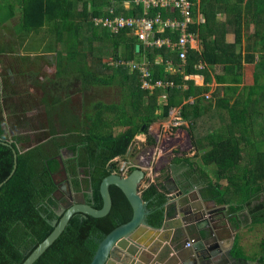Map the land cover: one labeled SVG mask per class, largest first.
<instances>
[{
	"label": "trees",
	"instance_id": "1",
	"mask_svg": "<svg viewBox=\"0 0 264 264\" xmlns=\"http://www.w3.org/2000/svg\"><path fill=\"white\" fill-rule=\"evenodd\" d=\"M54 1L59 0H31L23 20L29 30L39 31L57 18L63 21L61 29L57 30L68 34V39L62 40L68 61L64 63L58 58L55 76L44 83L49 82L44 102L47 135L35 140L37 143L28 148L21 145L31 141L28 133L12 136L13 142L9 144L8 128L27 127L33 123L30 112L37 110L39 104L28 99L0 104V184L12 173L14 151L17 153L15 172L0 187V264H23L53 231L52 222L60 219L55 211V192L58 178L64 177V170L72 176L77 191L92 187V195L85 197L86 202L101 209L103 179L115 172L121 174L117 159L126 158L138 134L148 135L152 124L167 120L170 110L179 106L181 118L188 124L182 127H187L194 148L199 152L212 147V151L204 155L203 162L206 166L215 164L216 169L208 171L190 160L186 153L175 151L176 156L165 171L155 182L141 189L142 199L150 211L146 217L148 224L154 228L162 226L169 194L177 189L188 191L191 185L201 184L204 199L231 204L230 214L247 210L252 219L251 227L264 226V139H255L258 134L264 135V0H238L233 6L228 4L230 16L221 29L226 32L227 28H236V40L232 44L220 42L218 34L221 31L212 0H201L199 4L198 0H192L193 15L201 12L206 20L192 28L201 38L202 49L189 50L185 63L180 60L177 48H150L141 44V50L136 52V44L140 42L131 31L114 35L105 27L94 26L93 17L112 18L116 14L142 17L145 8L134 0H131L133 8L130 10L125 9V0L85 2L81 12L83 19L74 24L70 23L72 4L64 8L66 4H55ZM237 4L245 6L240 10ZM59 5L63 9L56 15ZM110 9H114V13ZM162 12L164 17L169 15L164 13L167 11ZM150 14L154 16L156 10L152 9ZM247 15L251 18L248 24L244 20ZM251 23L254 33L243 53L242 33L251 29ZM205 32L209 38L204 36ZM83 33L89 35L82 38ZM157 36L176 42L179 33L168 29ZM104 40L106 42L102 44ZM108 44L111 51L106 50ZM239 45L241 51L237 52ZM138 57L148 62L153 81L170 80L175 86L157 88L153 92L145 90L141 87L138 71L110 65L111 61H138ZM157 59L161 61L157 62ZM198 64L208 68L222 64L226 70L217 79L222 87L211 98L207 96L209 72L198 69ZM174 68L176 71L172 72ZM196 73L206 76L205 85L198 86L194 80L184 79L186 74ZM246 76L252 83L237 90L236 86ZM75 84H81L74 90L81 94L79 103L61 95L63 91L75 88ZM106 90L120 94V101L102 100L100 95ZM190 98H194V102L186 103ZM58 106L60 109L55 110ZM61 106H65L66 111H62ZM5 107L10 116L8 121L1 117ZM147 144L155 145L152 137H147ZM62 150H68L67 156L73 155L63 164L59 160ZM78 168L85 170L87 176L83 179L79 177ZM135 169L130 167L128 174ZM174 173L180 174L181 182L172 179ZM110 192L113 206L107 216L94 218L75 214L62 235L34 264H90L100 242L133 217V208L124 192L115 185L110 187ZM240 223L236 220L234 224L239 227ZM237 244L234 247L236 254L240 251ZM260 262L264 263V256Z\"/></svg>",
	"mask_w": 264,
	"mask_h": 264
},
{
	"label": "crops",
	"instance_id": "2",
	"mask_svg": "<svg viewBox=\"0 0 264 264\" xmlns=\"http://www.w3.org/2000/svg\"><path fill=\"white\" fill-rule=\"evenodd\" d=\"M59 1H56V2L54 1V2H55V4H66V5H64V8L65 7L69 8L70 5L72 4L71 5L72 15H71V21H70L71 24L80 23V18H82L81 12H82V9L84 8L85 2H88V4H91V0H63L62 2H61V0H59ZM137 1L138 0H134L135 3L142 4L144 7L143 3L137 2ZM219 1H221V0H219ZM236 2H238V0H223L221 2H218L217 0H212V3L214 4L213 10L216 13L215 18L217 20L218 26L220 27V31H221L219 33L220 36L218 34V37L220 38V42H222V43L226 42L227 44H232L236 40V32H235L236 28L235 27L227 28L226 32H223V30L221 29L222 23H225L227 21V19H229L230 15L228 14V10L230 9V6H233ZM245 2H246V0H245ZM199 3H201V0H198V4ZM225 3H227V4H225ZM29 4H31V0H0V8H3V9H5V11H7L8 17H5L6 18L5 20L8 22L11 20L14 21V22H12L13 25H11L9 28L7 27L8 29L6 31L0 30V104H3V105L5 103L6 104L7 103L8 104L14 103L17 98L18 99H24V98L29 99V97L31 95L30 93H28L29 92L28 88L25 87L26 82H23V81H16L15 82V75H14L15 68L14 67L19 65V63L22 62L23 66H24V70L16 72L19 76H20V73H23L25 71H29L32 68L37 69L40 67L41 71H39V73H40V76L42 78L41 81H43V82H41L39 85L45 86V91H46L47 85H44V83L49 77V76L46 77L47 74L51 73L52 71H54V73L57 72V69H58L57 62H59L58 58H62V61H63V59L68 57V54L66 52L67 50H64L65 47H64V44L62 42V40L66 41L68 39V34L67 33L63 34L62 30H60V31L57 30V29H61V27L63 25V21L56 18L54 21L50 22V25H46L45 27L41 28L39 31L29 30L26 27V24L24 25V21H23L24 15L26 14V11L30 8ZM50 4H53V2H50ZM95 4H96V2H95ZM243 6H245V4H242V5L237 4V7H239L240 10H241V7H243ZM124 7L127 10L132 9L133 4L131 3V0H125L124 1ZM62 9L63 8L61 7V5L57 6L55 14L56 15L61 14V13H58V11L61 12ZM114 11H115L114 9H110V12L114 13ZM164 13L169 14L167 17L173 15V12H171L169 10L167 12H164ZM115 16H123V15H117L116 14ZM99 18H103V16L102 17H93L92 22H93L94 26H96V27H103L100 23L96 22V19H99ZM205 18L206 17L204 16L203 13L197 12L195 16L193 15L194 23L191 27L193 28L194 25L204 24V22L206 20ZM244 20H246V22L248 24L249 20H251V18L249 15H247L244 18ZM59 22L61 23V25L59 24ZM251 25H252L251 29L248 28L247 30H244L242 33L243 53H245V47L247 45L246 42L249 41V38L254 33V24L251 23ZM14 26L18 27V30H16V29L14 30ZM58 26H60V27H58ZM234 26H236V25H234ZM244 28H246V24H244ZM170 31L172 33H179L178 31H176V32L172 31V30H170ZM111 33H113V32H111ZM131 33H132L131 35L138 40V38L133 34V32H131ZM164 33H165V30L164 31H157L156 35L157 34H164ZM113 34L118 35L115 33H113ZM84 35L88 36L89 34H87V33L81 34L82 38L84 37ZM204 36L206 38H209L210 35L205 32ZM222 37H224V39ZM215 38H216V36L213 35V39H215ZM48 42H49V44H48ZM52 42H56L55 45L52 46ZM104 42H106V40H104L102 42V44ZM137 42H140V41L138 40ZM32 43H34L35 45H38V46H35V48H31ZM100 43H101V41H100ZM100 43L98 42L97 44H100ZM50 44H51V46H50ZM141 44L145 47H148L147 45H144L141 42L137 43L136 44V52H139L141 50V47H140V49L137 51V45L141 46ZM121 47L123 49L124 46H121ZM191 49H195V50H201L202 49L201 38L198 36L197 33H196V38H195L190 50ZM106 50L111 51L112 47H109V44H108V46L106 47ZM239 51H241L240 45L237 48V52H239ZM138 58H139L138 61L145 60L143 58L141 59V57H138ZM132 61H134V60H132ZM160 61H161V59H157V62H160ZM199 65L200 64H198L196 66L198 69H199ZM204 69L209 72L210 83H207V84L208 85L210 84V90L207 93V96H209L208 98H211V96L215 93V91L218 88L222 87L223 84L222 85L219 84L217 82V79L221 78L224 75V72H226V70L224 69V65H222V64H220V65L215 64L213 68L204 67ZM204 69H202V70H204ZM171 71L175 72L176 68L171 69ZM189 76H190L189 80H194L196 85H198V86L205 85L206 76L204 74L196 73V74L189 75ZM29 84H31V82H29ZM33 85H34L33 86L34 88H35V86H37L35 83H33ZM226 85H228V83H226ZM15 88H23V89L21 91V90L15 89ZM186 88H187V86L185 85L184 89H186ZM39 90L42 91L41 87H39ZM17 93H19V94H17ZM41 93L44 95L40 98L39 101H37L39 106L44 104L42 102V99L44 98V96L47 95V94H45V92H41ZM74 93H75V91H74ZM75 95L78 96L77 93H75ZM222 95H224L223 91H222ZM193 99L194 98H190L188 101H186V103L192 104L194 102ZM231 102H233V100ZM180 108L181 107L179 106V107H174L170 110V112H169L170 114L168 117V118H170V122H168V124L169 123L171 124V118H173L175 115L177 117L181 118ZM43 110H44V114L46 115L45 108H43ZM1 117L8 121L10 116H9V112L6 109V107L1 111ZM182 121H183V124L180 127H178V130L181 132H185V129H181V127L184 125L188 126V124L186 121H184V120H182ZM159 122H163V121H159ZM153 125H151L150 127H152ZM159 125H161V123ZM14 128L15 127H12V126H10V128H8V133L10 135L9 136L10 137L9 138V144L13 142L12 136H15L18 134L19 135L27 134L26 132H24L25 129H23L22 132H13ZM183 128H186V130H187V127H183ZM35 133H36V131H35ZM186 133L187 134L189 133L188 130L186 131ZM28 134H30V133H28ZM188 136H190V134ZM191 150L192 151L194 150L193 152L196 154L198 153V151L194 148V146H190V148H188V150H186V151H191ZM175 151H178V149H176V148L172 149L169 157L168 156L163 157V160H161L163 162V164H161L159 162V159H162V156H160V153H158V151L156 149H154V151L152 152L151 158L149 159L150 162L148 163L149 164L148 168L150 170V173L148 174V181L145 183V185L152 183V182H155V180L162 174V172L165 171V169L170 165L173 158L176 156ZM181 151H185V150L180 149L179 152H181ZM210 151H212V147H208L206 149H203V150L199 151L200 156L195 158V162L198 163L199 165L203 166L208 171L216 169L215 164H211L208 166L204 165L203 157L207 152H210ZM178 155L180 156V154H178ZM153 159H155V161H156L154 165H152ZM198 159H202V163H200L201 161H198ZM123 166H125L127 169H129L133 165L131 164V162L127 161V162L122 164V167ZM211 174H212V172H211ZM172 179L177 183L182 181L180 174L174 173ZM223 183L226 184V181H223ZM195 186H196V191L197 192L200 191L202 194V187L203 186L201 184H198ZM192 188H193V185H191V187L188 189V191L190 192L192 190ZM177 190H180V189H177ZM180 191H182L183 193L188 192V191H183V190H180ZM171 194H169L168 197ZM191 194H192V197H195L194 191ZM167 201H168V199H167ZM208 201H212L211 203H209L210 205H213V202H214V205H218L216 207V209H211V211L216 210L219 213H221V214L216 213V214H218L217 215L218 217H216V218L221 220V222L219 223L220 225L223 224L222 217H221L222 214H224L229 220L230 224L227 227L230 228V230L232 232V237L234 238L233 247L231 248V253H232L233 257L242 258V259H245L247 261H259L260 262V259H258V257L255 259H252L249 256H247V254L242 253V255H241L239 253H237V254L233 253V248L237 242L238 243L240 242L242 244L243 243L247 244L251 240L250 239V233H252L253 229L250 226V224L252 222V219L248 215V211L244 210L239 214H230L229 210L231 208V204H217L214 200H208ZM202 207H203V209H206V205L202 204ZM164 208H165V206H164ZM246 218H248L247 222H245ZM236 220L238 221V223H239V221H241V223H240L241 226H239V227L235 226L234 223ZM219 224L216 223V226ZM261 227L264 228V226H261ZM233 230H236V231H233ZM222 233H221V235H223ZM218 240L222 246H224V247L230 246L228 244V239L222 240L220 237V238H218ZM261 242H264V241L261 240ZM163 244L165 245V242ZM261 245H262V243H261ZM263 256H264V253H263ZM261 264H263V263H261Z\"/></svg>",
	"mask_w": 264,
	"mask_h": 264
},
{
	"label": "water",
	"instance_id": "3",
	"mask_svg": "<svg viewBox=\"0 0 264 264\" xmlns=\"http://www.w3.org/2000/svg\"><path fill=\"white\" fill-rule=\"evenodd\" d=\"M139 49L140 45H137V51ZM14 157V169L7 180L17 167L16 152ZM145 176L143 168L136 167L127 175L115 172L105 177L100 186L103 207L96 209L88 204L84 194L76 199V204L69 203L65 210L57 213L60 219L52 222L53 231L34 249L23 264H34L62 235L75 214L81 213L94 218L107 216L113 206L110 192L112 185L119 187L126 195L133 208V217L129 222L111 231L100 242L90 264H191L202 255L205 256L206 262L202 260L200 264H224L223 254L220 251H213L207 245V240L215 235V230L219 235L218 238L228 239L230 246L226 249L228 250L226 256L230 261L236 264H259L233 257L230 252L234 238L220 233V230H224L230 224L228 218L222 214L223 224L220 225L221 220L216 217L221 213L216 210L211 211L218 205H214V202L210 205L212 201L205 200L201 192L196 191V186H193L190 192L183 193L177 190L172 193L165 204V220L162 226L151 227L146 221L150 211L141 196V184ZM5 182L1 183L0 187ZM91 190L92 188L90 192ZM193 191L195 197H192ZM202 204L206 205V209H203ZM216 223L219 225L216 226ZM188 244L190 246H187ZM169 246H172L173 250L170 249L168 256L163 257L162 250Z\"/></svg>",
	"mask_w": 264,
	"mask_h": 264
},
{
	"label": "rangeland",
	"instance_id": "4",
	"mask_svg": "<svg viewBox=\"0 0 264 264\" xmlns=\"http://www.w3.org/2000/svg\"><path fill=\"white\" fill-rule=\"evenodd\" d=\"M5 17H8L7 11H5V9H3V8H0V30H2V31H6L11 25H13L12 22H14L11 20V21H9L10 22L9 23L8 21L5 20L6 19ZM15 27L16 26H14V30L15 29L18 30V27H16V28ZM55 43L56 42H52V46L55 45ZM48 44H49V42H48ZM246 44H247V42H246ZM35 46H38V45H35L34 43H32L31 48H35ZM50 46H51V44H50ZM61 59L62 58H60V60ZM110 60L111 59H109L108 62ZM67 61H68V57L63 59L64 63H67ZM57 64H59V63L57 62ZM19 65L14 67L15 68V71H14L15 82L16 81L26 82L25 87L28 88V91H29L28 93H30L31 95H30L28 100H27V98H24V99L27 101H31V103L32 102L37 103V101H39L40 98L44 95L41 92H45V86L37 85V86H35V88L33 87L34 81L38 82L39 84L41 82H43V81H41L42 78H41L40 73H39V71H41V69H40V67L37 69L32 68L29 71H25L23 73H20V76H19L16 72L24 70V66H23L22 62L19 63ZM48 76L54 77L55 76L54 71H52L51 73H48L46 77H48ZM29 82H31V84H29ZM46 83L48 85L49 82H46ZM251 83H252V80L248 76L243 77L242 82H240L236 86L237 90H241L244 87L250 85ZM80 85L75 84V88L71 87L70 91H63L61 93V95L66 97V99H68V98L71 99L73 101V103H79L81 94L79 93L77 96L73 93H74L75 89H78L80 87ZM39 87H41L42 91L39 90ZM15 89L22 91L23 88H15ZM113 93H114V91H112V93H111L110 90H106V91H104L103 95H100L98 92V94L100 96H102V100H104L106 102H111V101L119 102L120 101V94L118 95L117 93H115V94H113ZM17 100H18V98L16 99V101ZM45 101H46V96H44V98L42 99L43 103ZM91 105H93V103ZM59 106L57 108H55V110L56 109L59 110L60 109ZM43 108H45L44 104L38 106L37 110L34 109L31 111L30 117H31L33 123H30L27 127H25L23 125H18L14 128L13 132H22V130L25 129L24 132H26V133H31V131L35 133V131L37 130L36 133L39 135L37 139H40V138L44 139V137L48 133V124L46 123ZM61 110L66 111L65 106H61ZM52 111L55 113L54 110H52ZM168 122H170V118H168L167 120H165L163 122L158 121L157 122L158 124L157 123H154V125L152 124L153 126L150 127V129L148 131V135L138 134L135 137V140L131 146L130 152L126 156V158L117 159V161L119 162L120 168L122 167V164L127 162V161L131 162V164L134 167L143 168V170L146 173V176L143 179V182L141 184V189L145 186V183L148 181V174L150 173V170L148 168V165H149L148 163L150 162L149 159L151 158V155H152V152L154 151V149H156L158 151V153H160V156H162V159H159V162L161 164H163V162L161 161V160H163V157H167V156L169 157L171 150L175 149V148L178 149V151H180V149L185 150V151H181V152L186 153V156L189 157L190 160H193V161H195V158L200 156L199 152L196 154L193 152L194 150L193 151L192 150L186 151V150H188V148H190V146H193V140H192L191 136H188L189 133L188 134L186 133V131L188 129L186 130V128L181 127V129H185V132L179 131L178 127H180V126L175 127L173 125L175 122L174 118H171V124L170 123L168 124ZM160 123H161V125H159ZM184 126H186V125H184ZM254 128L257 129L256 126ZM258 129L260 130V127ZM198 132H200V130ZM148 136L152 137V139L155 141V145L147 144V137ZM255 139L256 140L264 139V135L258 134L255 137ZM35 143H37V142L36 141H28V143H26L24 147L28 148L30 146L35 145ZM198 161H201L200 163H202V159H198ZM155 162H156L155 159H153L152 165H154ZM124 174L127 175L128 171H127V173H124ZM252 229H253V231H252V233H250V239L251 240L247 244L246 243L242 244L239 242L237 245L239 246L238 248L240 249V251H239L240 253L239 252H237V253H239L241 255H242V253L247 254V256H249L252 259H255L257 257H258V259H260L264 253V243L261 242V240L264 241V228L261 227L260 225H256V226H253ZM261 243H263V244L261 245ZM235 251H237V250H235Z\"/></svg>",
	"mask_w": 264,
	"mask_h": 264
},
{
	"label": "built area",
	"instance_id": "5",
	"mask_svg": "<svg viewBox=\"0 0 264 264\" xmlns=\"http://www.w3.org/2000/svg\"><path fill=\"white\" fill-rule=\"evenodd\" d=\"M137 2L144 4L145 11L142 17H103L96 19V22L100 23L103 27L109 29L115 34H119L124 30H129L133 32L141 43L147 45L148 47L167 46L170 48H177L180 60L185 63L188 52L196 38V33L191 27L194 23L192 0H138ZM152 9L156 10V14L154 16H151L150 14ZM168 10L173 12V15L164 17L162 11ZM168 29L179 32V37L176 42H173L168 37H160L156 35L157 31H166ZM110 64L126 66L131 70L138 71L141 75L142 89L153 92L157 88L175 86L173 81H153L149 64L145 60H118L117 62L111 61ZM199 69H204V65L200 64ZM189 77V75H185L184 79L188 80ZM161 97L164 99L165 95ZM173 118L175 119L173 124L175 127L183 124L180 117L175 115ZM122 169L124 170V167H122ZM126 170L128 169L126 168ZM187 246H190V244Z\"/></svg>",
	"mask_w": 264,
	"mask_h": 264
},
{
	"label": "flooded vegetation",
	"instance_id": "6",
	"mask_svg": "<svg viewBox=\"0 0 264 264\" xmlns=\"http://www.w3.org/2000/svg\"><path fill=\"white\" fill-rule=\"evenodd\" d=\"M30 135H31V139H30L31 141L37 140V138L39 136L37 133H34L32 131H31ZM26 143L27 142L22 143L21 145L25 146ZM67 153H68V150H62L61 151V155H59V160H60L61 164H63V162H67L69 159H71V156H73L72 154L67 156ZM123 167H124V170L122 169V167L120 168L121 174L127 173V171H128V170H126L125 166H123ZM78 173H79L80 179H83L85 176H87L85 174V170L82 168H78ZM72 180H73L72 176L69 174V172H66L65 170H64V177L58 178V181H57V187L58 188L55 192L56 201H57V206L55 208L56 215H58L57 213L59 211L65 210L69 203L76 204V199L79 198L82 194H84L85 197L86 196L91 197V195H92V190L90 192V189L92 188L91 186H89V188H87V189H82L81 191H77L75 189V187L73 186ZM195 185H198V184H194L193 186H195ZM216 233H217V231L215 230V235L207 240L208 247L211 248L213 251H220L223 254L224 264H236L232 260L230 261V259L227 258V256H226V254L228 252V250H226L227 246L224 247L219 243V241H218L219 235ZM220 233H222L223 235H226L227 237L230 236V238H232V232H231L229 227H226L224 229V231L220 230ZM171 247L172 246L165 247L162 250L163 257L168 256L169 250L172 249ZM184 250H186V249H184ZM233 253H235L234 248H233ZM202 260L205 261L204 255H202L201 258L194 260V262L191 261L192 263L191 262L190 263L191 264H200V261H202ZM252 262H254V261H252ZM255 262H259V261H255ZM259 264H261V263L259 262Z\"/></svg>",
	"mask_w": 264,
	"mask_h": 264
}]
</instances>
